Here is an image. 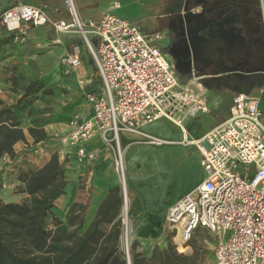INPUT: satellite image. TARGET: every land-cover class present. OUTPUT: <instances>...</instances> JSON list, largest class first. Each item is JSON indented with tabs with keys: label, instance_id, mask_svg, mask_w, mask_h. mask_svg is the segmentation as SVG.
<instances>
[{
	"label": "built area",
	"instance_id": "2783aa9c",
	"mask_svg": "<svg viewBox=\"0 0 264 264\" xmlns=\"http://www.w3.org/2000/svg\"><path fill=\"white\" fill-rule=\"evenodd\" d=\"M257 3L264 32V0ZM65 4L71 14L70 23L52 21L40 8L16 4L0 14V24L12 34L14 45L26 42L23 24L51 25L56 32L80 36L102 86L98 93L85 94L91 116L80 121L75 115L69 134L58 138L75 150L76 163L84 165L93 162L95 155L83 145L99 136L106 145L113 146V170L120 177L125 170L120 146L123 136L133 138V143L159 145L162 141L145 133L144 127L160 119L181 127L186 118L208 113L207 98L194 69L187 83L181 84L174 64L158 47L160 34H147L136 24L109 13L97 23L83 22L72 0H65ZM81 56V47L74 45L60 60L62 73H76ZM262 92L236 93L228 117L202 137L188 142L200 153L203 180L194 191L172 204L164 217L183 246L198 228L217 235L215 264H264ZM57 157L63 165L66 154ZM2 158L4 165L11 164L8 155ZM3 175L0 167L1 189L7 187ZM124 225L122 245L127 230L125 222Z\"/></svg>",
	"mask_w": 264,
	"mask_h": 264
},
{
	"label": "crops",
	"instance_id": "0c3cea01",
	"mask_svg": "<svg viewBox=\"0 0 264 264\" xmlns=\"http://www.w3.org/2000/svg\"><path fill=\"white\" fill-rule=\"evenodd\" d=\"M214 2L217 1L72 0L73 8L83 22L97 23L103 15L109 13L136 24L147 34H160L162 39L157 43L158 47L173 64V56L183 51L179 43L186 30L193 29L194 21ZM16 4L40 8L52 21H71L65 0H0V14ZM22 26L27 31L26 42L14 45L12 34L7 33L0 24V109H10L14 113L24 136L23 141L12 146L11 164L4 165L6 161L0 159L7 184L5 189H0V203L21 204L29 199L18 175L40 169L52 155L64 153L66 186L64 193L54 201L52 212L64 225H68L67 216L71 207L75 204L83 205L84 226L87 227L109 191L119 188L113 170V146L106 145L99 136L94 137L83 147L95 155V160L78 165L75 150L64 146L59 138L69 134L70 123L75 115H78L80 121L91 116L85 94L98 93L102 84L95 64L78 34L56 32L51 25ZM215 43L207 42L210 55ZM74 45L81 47V66L76 73L64 75L60 60L70 53ZM234 49H228L226 59H234L228 55ZM32 83H42L43 88L37 93L26 95L27 87ZM228 111L216 115V118L221 119L210 128L198 132L186 127L188 118L181 127L167 119H160L144 127L145 133L162 141L159 145L131 143L133 138L123 136L127 141L123 152L129 214L135 225L140 227L137 237L145 240L151 232H155L156 238L161 236L163 227L158 228V224L164 222L167 209L202 182L200 153L188 142L202 137L224 121ZM154 161L184 168L180 186L172 189L171 196L164 185L155 187L151 184L149 177ZM166 198L169 200L167 203ZM113 223H102L107 226L106 230H101V224L99 228L108 233Z\"/></svg>",
	"mask_w": 264,
	"mask_h": 264
},
{
	"label": "trees",
	"instance_id": "16d2710c",
	"mask_svg": "<svg viewBox=\"0 0 264 264\" xmlns=\"http://www.w3.org/2000/svg\"><path fill=\"white\" fill-rule=\"evenodd\" d=\"M234 85L238 83L234 82ZM260 86L261 83L252 82L248 88L239 86L238 91ZM42 88V83H32L27 87L26 95ZM23 140L14 113L1 108L0 159L4 155L12 158V146ZM18 180L24 185L23 191L29 199L21 204L0 203V264H127L119 250L121 225L118 220L114 221L122 201L119 188L109 191L87 227L84 226L85 206L73 205L66 227L52 212L54 201L64 193L66 186L65 168L56 154L42 168L20 173ZM50 216L54 225L51 230L47 228ZM113 221L108 233L100 230V224ZM189 261L186 256L168 249L162 263L190 264ZM131 264L151 263L135 254Z\"/></svg>",
	"mask_w": 264,
	"mask_h": 264
},
{
	"label": "rangeland",
	"instance_id": "374dc122",
	"mask_svg": "<svg viewBox=\"0 0 264 264\" xmlns=\"http://www.w3.org/2000/svg\"><path fill=\"white\" fill-rule=\"evenodd\" d=\"M241 18H244L243 19L244 29L231 30L236 33L234 34L235 38L239 39L241 46H244V43H247L249 48L250 49L252 48V51L254 52H256L257 50L259 51L263 50L264 33L258 23L256 0L252 1V3H250V5L245 8V11L243 12ZM243 20H241V22H243ZM185 33H186L185 36L182 37V41L179 44L181 45V47L183 48L187 47L189 50L191 46L188 42L189 39H188L187 30ZM193 34L195 37H197V35L201 34V30H194ZM198 51L202 53L203 49L198 48ZM233 51H235L238 55L237 56L233 55L232 51H230L228 55L238 58L242 54L237 50V48L234 49ZM184 52L180 51L179 55L175 54V56H173L176 73L181 81V84L187 83V81L191 78V64L192 62H194L193 61L194 57H191L193 56L194 50L192 49L190 50V52L189 51H186L185 53ZM236 71L237 70L234 68L224 69L223 70L225 75L224 77H221L220 75H217L215 73L208 74L203 70V66H201V69L195 71L196 72L195 78H199L198 82L202 85V88L207 98L208 113L206 114L198 113L194 116L188 117V120L185 123L186 127H189V129L191 128L195 129L194 131L198 132L201 129L205 130L210 128L213 123H216L219 119H221L218 117L216 118V115L218 114L222 115L228 111L231 100L233 96L237 93L236 90L237 88L234 86V79L232 77L233 73L235 74L237 73ZM262 73L264 74V69L262 70ZM261 90H263L261 94L262 95L261 110L263 114L262 123L264 125V76H263V84L260 87L256 88L253 93H259V91ZM214 105H215V109H213ZM219 110H221V113H219ZM126 143L127 141L122 137L120 141V146L122 149H124L123 147L125 146ZM183 170L184 168L181 165L175 167L165 162L154 161L153 170L149 179L151 181V184L155 187L164 185L165 188H168L169 190L167 192L171 196L172 189H177L180 186ZM124 175L126 182V170H124ZM116 176L119 181V191L122 201L118 216L114 221L118 220L120 222L121 233L125 227L124 222L127 225V230L128 227L130 229L128 230L130 237L128 258L130 262L132 256L137 254L140 255L141 257L148 259L151 264H163L162 260L164 259L165 251L171 249L176 254L184 255L187 258H189L190 264H215V254H214L215 246L217 245L219 239L217 235L207 231L206 229L198 228L196 231H194L191 236V239L182 248L183 251L179 250V246L177 247V245L175 244L176 233L173 230H171L163 221L158 224V228L163 227V230L161 231L162 232L161 236H157L156 238L155 232H151V234H149V236L145 238V240L137 237V233L140 227L135 225V223L132 221L129 214L130 209L126 214V217L128 218L127 219L128 222L125 221V218L123 217V205H124L123 185L121 183L120 177H118V174H116ZM126 190L128 193L127 182H126ZM26 201H28V199ZM165 202L166 203L169 202L168 198L165 199ZM53 226L54 225H53L52 217L50 216L47 219V228L51 230L53 229ZM65 226L68 227L67 224ZM106 227H107L106 225L101 224V230L103 229L106 230L107 229ZM119 250L126 259V262L128 263L127 254L124 253L123 245L122 243H120V241H119Z\"/></svg>",
	"mask_w": 264,
	"mask_h": 264
},
{
	"label": "flooded vegetation",
	"instance_id": "af4514ba",
	"mask_svg": "<svg viewBox=\"0 0 264 264\" xmlns=\"http://www.w3.org/2000/svg\"><path fill=\"white\" fill-rule=\"evenodd\" d=\"M210 7L206 8L201 16L194 21L195 25L193 29L187 30L188 42L191 48H182L183 52L194 50V57L191 69L199 70L203 66V70L207 73H217L221 77H224V69L234 68L237 71V75L233 73L234 82L238 85H234L237 89V93H253L258 87L245 92H239L238 87H250L252 82L254 84H263L262 70L264 69V49L256 52L250 49L247 43L244 46L240 45L239 39L235 38V32L231 30H243L244 18L242 17L245 8L254 0H216ZM257 1V0H256ZM257 15L259 23L258 3H257ZM243 20V22H241ZM260 25V23H259ZM262 28V26L260 25ZM194 30H201V34L194 36ZM263 30V29H262ZM264 33V32H263ZM216 42L212 55L208 53L207 42ZM201 42V45H200ZM246 42V39H245ZM228 43V44H227ZM185 46V45H184ZM264 47V42H263ZM198 48H202V53L198 51ZM237 48L242 53L241 56L234 59H226L225 55L228 49ZM241 50V51H240ZM184 52V53H185ZM234 55H238L235 51ZM216 59L214 60L213 58ZM174 62V58H172ZM175 66V64H174ZM251 78H255L250 81ZM262 105V95H261Z\"/></svg>",
	"mask_w": 264,
	"mask_h": 264
},
{
	"label": "bare ground",
	"instance_id": "6f19581e",
	"mask_svg": "<svg viewBox=\"0 0 264 264\" xmlns=\"http://www.w3.org/2000/svg\"><path fill=\"white\" fill-rule=\"evenodd\" d=\"M120 179H121V183L123 185V191H124L123 192L124 193L123 194L124 195L123 217L125 218V221H127L128 218L126 217V214L128 213V210L130 209V202H129L128 195H127L128 193H127V190H126V182H125L124 170H123L122 173H120ZM128 230H130L129 227H128ZM128 230L125 231V235H124V239H123V250H124V253H126V254H128V252H129V241H130L129 238H128V235H129V231ZM175 243L177 244V247L179 246V250H182V248L184 246L181 244L179 235L175 237Z\"/></svg>",
	"mask_w": 264,
	"mask_h": 264
},
{
	"label": "water",
	"instance_id": "95a60500",
	"mask_svg": "<svg viewBox=\"0 0 264 264\" xmlns=\"http://www.w3.org/2000/svg\"><path fill=\"white\" fill-rule=\"evenodd\" d=\"M128 259V263L127 264H131V262L129 261V258H127Z\"/></svg>",
	"mask_w": 264,
	"mask_h": 264
}]
</instances>
